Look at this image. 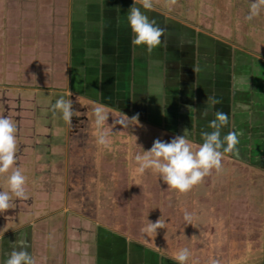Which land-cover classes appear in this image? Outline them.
I'll return each mask as SVG.
<instances>
[{"label":"rangeland","instance_id":"1","mask_svg":"<svg viewBox=\"0 0 264 264\" xmlns=\"http://www.w3.org/2000/svg\"><path fill=\"white\" fill-rule=\"evenodd\" d=\"M135 1L142 3V0ZM251 3L252 0H177L175 5L169 6L167 0H152L151 13L161 22L166 21L172 25L174 21L179 22L185 34L196 31L192 35L194 43L198 39L204 43L208 41L205 34L215 37L222 45L216 47V52L227 50L233 56L241 54L247 57L248 53L237 50L258 53L259 64L264 60V10L248 20ZM210 39L214 40L212 37ZM132 52L130 49L131 56ZM206 58V55L200 56L203 62L207 61ZM208 61L213 63L210 59ZM94 62L91 61L92 64ZM217 65L228 72L229 65L219 62ZM86 70L93 72L90 66ZM241 71L245 72V66ZM119 74H123V71ZM42 76L43 84L47 76ZM239 77V82L236 80L235 83L239 86L236 87L237 92L241 93L243 91L239 88L244 89L250 83L243 75ZM261 77L256 96L260 101L259 108L264 107V78ZM21 81L32 82V79L29 75L21 78ZM7 86L0 85V116L9 117L17 124L18 165L27 177L28 199L13 197L12 207L0 213V238L11 231H23L32 223L37 225L40 220L50 224L49 233L54 222L56 225L61 222L65 231V228L71 226L70 219H66L64 224L61 220L65 214L77 211L85 215L87 220L112 228L120 235L123 232L124 236L159 246L166 256H175L166 245L174 246L172 250L176 252L187 247L191 253L193 251L189 264H192V260L198 261V264H208L209 258H216L221 264H264L263 109L255 127L246 115H238L239 122H230L229 131L239 124L243 126V134L246 135L239 138L241 146L237 145L238 155L225 153L223 171H213L191 191L180 193L169 188L158 174L150 170L138 172L134 161L135 155L150 150L156 139L170 141L174 137L172 135L176 133L172 129V113L168 116V122L164 119L153 121L158 120L159 116L157 111L153 112L151 105L146 112L150 121H144L151 126L149 136L142 126L136 128L138 131L131 130L133 124L130 122L132 126L127 130V126L120 128L118 139L111 142L113 144L104 146V151L95 154L91 153V139L84 137V134L79 136L80 132L71 135L73 146L68 144L70 137L65 131L67 122L63 120L61 112H53V105L58 99L71 100L69 97L56 92L57 89L37 92L29 86ZM221 91L224 96L225 92ZM73 102L76 115L72 123L75 131H79L81 127L78 117L81 116L82 106ZM107 123L108 120L105 124L111 126ZM115 124L125 125L119 121ZM185 124L182 122L181 125ZM155 131H161L167 136ZM190 140L194 146L200 144L199 139ZM97 158L106 162V165L103 164V170H90L92 161H98ZM111 162H114L116 168L109 165ZM0 190H9L4 177H0ZM185 210L192 214L191 222L185 220ZM160 218L165 224L164 228L152 234L142 231L148 221L155 222ZM225 227H229L228 230ZM47 235L53 238V232ZM212 239L214 245H209ZM64 240L67 244V233ZM89 246L91 254L92 245ZM99 260L101 257H98ZM160 264H173V260L161 256Z\"/></svg>","mask_w":264,"mask_h":264},{"label":"crops","instance_id":"2","mask_svg":"<svg viewBox=\"0 0 264 264\" xmlns=\"http://www.w3.org/2000/svg\"><path fill=\"white\" fill-rule=\"evenodd\" d=\"M134 3L142 8V3L135 0H0V85H8L6 88L29 86L37 92L57 89L56 92H62L85 107L83 115L78 117L81 129L75 131L73 123H67L65 131L71 146L74 140H71V135L75 136L77 132H80L79 136L84 134L91 139V153L95 154L104 151V146L96 143L100 130L96 127L93 109L97 106H103L108 115L107 124L111 126L105 124L104 127L110 133L111 142L118 139L120 128L127 126V130L132 124L131 130L142 126L149 136L151 126L144 121H150L146 112L152 105L153 112L157 111L159 116L153 121L164 119L168 122V116L174 115L171 121L173 123L174 120L172 129L176 134L172 136L185 134L189 140L199 139L202 143L201 129L211 131L207 126L214 117L210 114L207 119L202 118L201 112L207 95L213 93L222 100L216 109L228 113L230 122H239L237 116L246 115L250 123H254L252 126L258 125L264 110V107H258L260 101L256 98L261 76L264 78V60L258 64V53L237 50L248 53V58L241 54L233 56L227 50L216 52L219 41L215 37L205 34L208 41L204 43L198 39L194 43L192 35L196 31L185 34L179 22L174 21V25L161 22L153 16L152 9L142 8L150 20L154 19L166 29L162 44L149 53L145 45L132 43L134 34L127 14ZM202 55H206V62L200 60ZM92 60L95 61L93 64ZM241 60L243 63H239ZM218 62L229 65L228 72L218 67ZM88 66L93 72H86ZM243 66L245 72L242 73ZM121 71L123 74H119ZM241 74L250 83L246 86L248 88H239L243 91L242 96L235 83L236 80L239 82ZM29 75L32 82L21 81ZM42 75L47 76L43 84ZM232 82L235 84L233 87ZM221 90L225 92L224 96ZM133 116L142 121H129L128 118ZM122 119L127 124L117 126L115 122L120 123ZM182 122L186 124L183 126ZM229 127L230 124L223 129L225 134ZM234 130L242 133L239 138L245 137L242 125L237 124ZM101 159L106 160L105 157ZM113 163L109 165L115 166ZM103 164L106 162L92 161L89 169L103 170ZM109 178L112 179L111 176ZM66 219H70L71 226L65 231L61 222L60 225L54 222L51 228L53 238L47 235L51 233L48 230L50 224L44 220L37 225L32 223L23 231L5 234L0 238V245L5 249L4 259L8 245L13 246L17 241L22 247L28 245L35 264H160L161 256L178 264L172 255L162 254L163 249L160 250L159 246L124 236L123 232L120 235L112 228L87 220L80 212L65 214L61 220L63 224ZM225 228L228 230L229 227ZM66 233L67 244L64 240ZM213 243L212 239L209 245ZM89 245H92L91 254ZM168 246L175 255L174 246ZM98 257L101 260L98 261Z\"/></svg>","mask_w":264,"mask_h":264},{"label":"clouds","instance_id":"3","mask_svg":"<svg viewBox=\"0 0 264 264\" xmlns=\"http://www.w3.org/2000/svg\"><path fill=\"white\" fill-rule=\"evenodd\" d=\"M169 6L175 5L177 0H167ZM152 0H142L143 9H151ZM137 7L134 3L127 14V20L134 34L132 43L140 46L145 45L147 51L151 53L153 49L162 44V37L166 35V29ZM264 10V0H252L248 20H252ZM222 103L215 93L208 94L204 102V109L201 117L207 119L211 114L213 119L208 122V129H201L200 137L202 143L194 146L185 134L175 135L170 141L156 139L150 150H143L142 154H137L134 161L137 171L145 173L151 171L158 174L169 188L180 193H187L195 186L201 184L205 177L213 171L221 173L223 171V160L225 153L237 154V145L240 140V132L230 130L222 135L223 129L230 124L228 113L217 110L216 105ZM72 100L58 99L53 105V112L62 113V118L68 124L72 123L73 116L76 115ZM189 108L191 106H188ZM95 124L98 132L96 143L101 146H109L111 143L110 133L104 129L108 115L103 106L93 109ZM128 118V117H127ZM129 121H138V116L128 118ZM121 125L125 122L122 119ZM187 129L184 130V133ZM18 128L15 121L6 116H0V177H4L9 190H0V213L6 212L12 207L13 197L18 199H28L26 191L27 177L23 169L18 165ZM184 218L191 222L192 214L185 210ZM165 227L162 218L155 222L148 221L147 226L142 229L146 234L157 232ZM192 253L189 248L179 249L174 259L178 264H188ZM3 264H35L34 257L26 247L21 246V242L15 241L10 253L6 254ZM192 264L198 261L192 260ZM208 264H221L216 258H209Z\"/></svg>","mask_w":264,"mask_h":264},{"label":"flooded vegetation","instance_id":"4","mask_svg":"<svg viewBox=\"0 0 264 264\" xmlns=\"http://www.w3.org/2000/svg\"><path fill=\"white\" fill-rule=\"evenodd\" d=\"M222 45L219 43V45H218V47H221ZM28 245H23V247H26L27 248V250H28V247H27ZM3 247H4V245H0V264H3V260H4V251H5V249H3ZM12 246H10V245H8V253H10L11 252V250H12V248H11Z\"/></svg>","mask_w":264,"mask_h":264},{"label":"trees","instance_id":"5","mask_svg":"<svg viewBox=\"0 0 264 264\" xmlns=\"http://www.w3.org/2000/svg\"><path fill=\"white\" fill-rule=\"evenodd\" d=\"M85 110H86V108L83 107L82 110H81V111H82V112H81V115H83V112H84ZM92 113H93V112H92Z\"/></svg>","mask_w":264,"mask_h":264}]
</instances>
